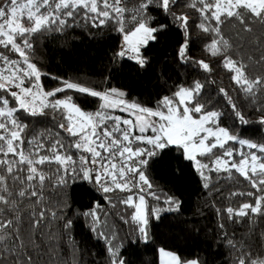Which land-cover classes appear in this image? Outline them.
Returning <instances> with one entry per match:
<instances>
[{"label":"snow or ice","instance_id":"6c2138e0","mask_svg":"<svg viewBox=\"0 0 264 264\" xmlns=\"http://www.w3.org/2000/svg\"><path fill=\"white\" fill-rule=\"evenodd\" d=\"M78 20L115 26L121 42L112 59L138 69L150 63L146 50L175 28L182 36L175 59L207 79L212 64L189 55L195 33L264 126V0H0V264H84L74 236L81 221L103 243V258L93 254L87 264H131L124 239L147 244L152 220L182 212V200L157 192L148 174L170 148L212 197L226 264H264V143L221 126L219 101L200 80L177 85L155 107L116 88L58 77L59 86L46 90L35 48L49 35L67 36ZM69 90L97 99L98 107L85 110ZM216 92L247 125L229 90ZM77 182L100 199L76 207L70 190ZM120 206L130 214L107 210ZM114 215L135 240L120 237ZM158 251L160 264H206L198 255Z\"/></svg>","mask_w":264,"mask_h":264},{"label":"trees","instance_id":"16d2710c","mask_svg":"<svg viewBox=\"0 0 264 264\" xmlns=\"http://www.w3.org/2000/svg\"><path fill=\"white\" fill-rule=\"evenodd\" d=\"M181 39L180 32L170 27L158 43L146 50L145 54L150 58L148 66L138 69L132 62H118L112 59L113 52L121 42L115 26L108 25L95 29L78 20L75 29L68 30L67 36L55 38L54 35H49L47 39H41L32 59L45 74L42 76V82L46 90L59 86L58 80L52 79L58 77L97 88L123 89L128 94L126 97L128 100L145 107H155L157 101L164 95H171L177 85H187L193 80H200L205 83L206 90L219 101L216 108L223 113L221 126L228 127L233 134L241 138L264 143V126L258 123L262 113L255 111L251 103L238 97V93L233 91L234 85L229 80V74L217 65L215 58L209 57L203 51L204 42L195 33L192 36L195 42L190 45L189 55L193 59H205L210 62L214 69L211 76L205 79L206 74L198 73L175 59ZM209 80L216 83H208ZM219 87L229 90V94L249 121L247 125L235 121L226 100L216 92ZM67 94L73 96L85 110L93 111L98 107L99 101L95 98L83 96L72 90ZM115 114L124 115L120 112ZM162 157L149 168V177L157 192H166L182 200V212L164 213L160 220H152L151 240L147 244H129L125 238L127 235H131V239L135 240L132 227L124 225L118 216L109 217L110 221L115 223L120 237L125 238L124 244L127 247L125 255L131 264H159L158 248L162 247L185 258L198 255L206 264H226L230 257L227 248L220 244L217 217L209 206L212 197L206 196L200 188L199 178L188 167L187 162L180 159L178 150L167 149ZM180 168H183V172L179 171ZM70 192L78 208L89 205L94 199H100L99 194L92 190L90 185L80 182H77ZM236 199L242 201L248 198ZM148 200L150 207L156 204L150 197ZM107 210L120 212L125 216L131 212L130 209H123V206ZM74 236L80 244L84 264L93 259V254H97L98 259L103 258V243L94 239L82 221L77 223Z\"/></svg>","mask_w":264,"mask_h":264},{"label":"rangeland","instance_id":"374dc122","mask_svg":"<svg viewBox=\"0 0 264 264\" xmlns=\"http://www.w3.org/2000/svg\"><path fill=\"white\" fill-rule=\"evenodd\" d=\"M119 90H122V91H125V90H123V89H119ZM126 92V91H125ZM127 99V98H126ZM116 115H121V114H116ZM253 141V140H252ZM255 142V141H254ZM233 147H237V148H239V146L238 145H233ZM160 248H162V247H159L158 248V250L160 249ZM165 249V248H164ZM165 250H167V249H165ZM167 251H169V250H167ZM173 252V251H172ZM176 253V252H175ZM158 259H159V264H160V255H159V251H158Z\"/></svg>","mask_w":264,"mask_h":264}]
</instances>
